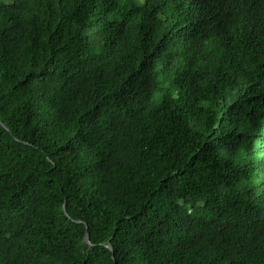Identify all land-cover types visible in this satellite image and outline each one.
<instances>
[{
	"label": "trees",
	"instance_id": "obj_1",
	"mask_svg": "<svg viewBox=\"0 0 264 264\" xmlns=\"http://www.w3.org/2000/svg\"><path fill=\"white\" fill-rule=\"evenodd\" d=\"M0 264H264V0H0Z\"/></svg>",
	"mask_w": 264,
	"mask_h": 264
},
{
	"label": "water",
	"instance_id": "obj_2",
	"mask_svg": "<svg viewBox=\"0 0 264 264\" xmlns=\"http://www.w3.org/2000/svg\"><path fill=\"white\" fill-rule=\"evenodd\" d=\"M63 211H64V213L66 214L65 207H63ZM78 222H79V221H78ZM85 241H86L88 244H90V243H89V239H88L87 234H86V236H85ZM107 247H108L109 249H111V246H110V245H108Z\"/></svg>",
	"mask_w": 264,
	"mask_h": 264
}]
</instances>
